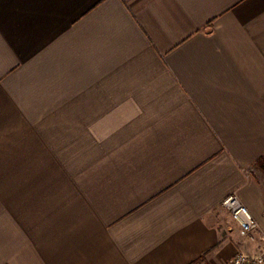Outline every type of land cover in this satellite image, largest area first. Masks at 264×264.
<instances>
[{"label": "crops", "instance_id": "obj_1", "mask_svg": "<svg viewBox=\"0 0 264 264\" xmlns=\"http://www.w3.org/2000/svg\"><path fill=\"white\" fill-rule=\"evenodd\" d=\"M263 162L264 0H0V264L258 255Z\"/></svg>", "mask_w": 264, "mask_h": 264}, {"label": "built area", "instance_id": "obj_2", "mask_svg": "<svg viewBox=\"0 0 264 264\" xmlns=\"http://www.w3.org/2000/svg\"><path fill=\"white\" fill-rule=\"evenodd\" d=\"M222 206L232 216L245 232L258 230L259 225L251 210L245 205L237 192L228 195ZM264 239V235H263ZM229 264H264V251L258 255L250 256L243 253L236 254Z\"/></svg>", "mask_w": 264, "mask_h": 264}, {"label": "trees", "instance_id": "obj_3", "mask_svg": "<svg viewBox=\"0 0 264 264\" xmlns=\"http://www.w3.org/2000/svg\"><path fill=\"white\" fill-rule=\"evenodd\" d=\"M261 165L264 167V162H263V163H261Z\"/></svg>", "mask_w": 264, "mask_h": 264}]
</instances>
